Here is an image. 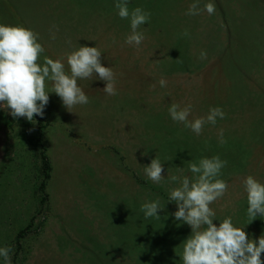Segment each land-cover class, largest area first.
Returning a JSON list of instances; mask_svg holds the SVG:
<instances>
[{
  "label": "rangeland",
  "instance_id": "rangeland-1",
  "mask_svg": "<svg viewBox=\"0 0 264 264\" xmlns=\"http://www.w3.org/2000/svg\"><path fill=\"white\" fill-rule=\"evenodd\" d=\"M116 2L0 0V23L39 33L41 60L62 58L79 44L97 46L117 90L108 96L100 90L106 82L78 80L89 103L69 112L50 92L44 116L33 122L0 106V247L12 248V264H182L175 249L191 228L174 217L168 170L191 176L190 161L214 155L227 161L219 178L228 191L210 205L213 222L231 217L257 242L264 234V218L247 215L242 184L250 174L264 183V0H200L201 8L215 5L213 15H187L193 0H129L130 10L151 13L138 29L145 34L139 48L124 43L130 22ZM185 29L190 37L180 35ZM172 102L191 103L192 116L214 106L226 115L198 137L170 118ZM40 128L53 166L44 206ZM157 155L160 183L143 172ZM157 199L159 217L145 219L142 203Z\"/></svg>",
  "mask_w": 264,
  "mask_h": 264
},
{
  "label": "clouds",
  "instance_id": "clouds-1",
  "mask_svg": "<svg viewBox=\"0 0 264 264\" xmlns=\"http://www.w3.org/2000/svg\"><path fill=\"white\" fill-rule=\"evenodd\" d=\"M115 8L121 19L130 22L131 31L124 43L139 48L145 34L138 29L150 20L151 13L140 6L130 10L129 0H117ZM202 11L213 15L215 5L207 2L201 8L200 0H193L186 14L199 15ZM180 35L190 37V32L185 29ZM51 38H56L54 32ZM38 41L39 33L22 24L0 23V106L9 110L14 118L25 117L33 122L36 115L43 117L50 92L60 97L69 112H73L77 105L89 103V97L78 85V80L92 81L95 77L106 82V86L100 89L106 95L117 94L115 73L101 62L102 52L97 46L79 44L72 46L62 58L43 55L41 60L45 48ZM68 43L71 45V40ZM206 58V50H201L198 59ZM46 82L51 84L50 91H46ZM158 83L160 87L167 86L163 77ZM168 114L174 122L182 124L198 137L206 124L215 126L217 119L226 115L221 107L214 106L206 115L192 116L191 103L181 105L177 102L170 104ZM217 137L221 145L227 143L223 129L218 131ZM226 165V160L214 155L200 158L198 162L190 161L188 170L191 176L174 175L168 170L167 180L173 185L168 189V200L177 205L174 217L191 228V234L180 244L181 251L175 249L182 264H264L261 255L264 253V234L257 242L249 238L244 228L235 226L231 217L219 218V225L213 222L218 217L210 205L228 191L227 182L219 178ZM163 171L158 155L143 168L145 176L154 183L165 179ZM183 171L181 168L180 172ZM242 184L247 194V215L251 221L258 216L264 218V183L250 174L242 180ZM158 209H163L158 199L141 205L145 219L158 218ZM12 251L10 247H0L3 264H12Z\"/></svg>",
  "mask_w": 264,
  "mask_h": 264
},
{
  "label": "trees",
  "instance_id": "trees-1",
  "mask_svg": "<svg viewBox=\"0 0 264 264\" xmlns=\"http://www.w3.org/2000/svg\"><path fill=\"white\" fill-rule=\"evenodd\" d=\"M40 142H41V146L43 147L42 151H41V174H42V181L40 183L39 186V191L42 194V199L41 202L44 205H48L49 203V193H48V184H49V180L52 177V171H53V166H52V162L51 159L46 151V147L42 144L41 141V137H42V129L40 128ZM32 224H30L27 228H29ZM26 228V229H27ZM26 229H23L19 232V234L17 235V241H20V239L22 237H24L25 232L27 231Z\"/></svg>",
  "mask_w": 264,
  "mask_h": 264
},
{
  "label": "crops",
  "instance_id": "crops-1",
  "mask_svg": "<svg viewBox=\"0 0 264 264\" xmlns=\"http://www.w3.org/2000/svg\"><path fill=\"white\" fill-rule=\"evenodd\" d=\"M41 42V41H40ZM45 47H47V46H45Z\"/></svg>",
  "mask_w": 264,
  "mask_h": 264
}]
</instances>
